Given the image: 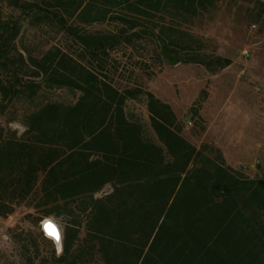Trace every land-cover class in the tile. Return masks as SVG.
<instances>
[{
  "label": "trees",
  "instance_id": "16d2710c",
  "mask_svg": "<svg viewBox=\"0 0 264 264\" xmlns=\"http://www.w3.org/2000/svg\"><path fill=\"white\" fill-rule=\"evenodd\" d=\"M224 1L254 21L264 12L263 0H0V113L19 102L24 126L0 124V216L21 210L24 221L7 228L0 264H264V174L232 176L217 145L182 134L169 103L129 75L118 82L111 45L108 72L102 56L103 43L145 28L165 62L217 72L232 60L193 29ZM5 8L55 25L62 40L38 54L19 48L20 18ZM49 216L59 252L41 229Z\"/></svg>",
  "mask_w": 264,
  "mask_h": 264
},
{
  "label": "rangeland",
  "instance_id": "374dc122",
  "mask_svg": "<svg viewBox=\"0 0 264 264\" xmlns=\"http://www.w3.org/2000/svg\"><path fill=\"white\" fill-rule=\"evenodd\" d=\"M5 10V15L13 13L20 18L21 32L17 38L19 48L24 46L32 54H38L47 46L62 40L63 34L57 32L55 25H34L30 23L26 15L20 13L18 10L8 8H5ZM220 11L224 12L225 15L219 16L217 21L210 25V20L214 19L215 15ZM215 15L212 19H208L203 25L194 27L193 30L212 38V41L215 44V52L217 54H219L218 51H222V56H227L230 59H242V61L237 60L238 64L236 68L242 70L241 73L237 75V87L254 89L257 92L258 113L264 118V61H259L260 59H264V12L258 21H254L243 15H234L230 13L227 10V1H224L220 3V7ZM229 25H232L233 28H229ZM209 29H213L212 32L228 31L224 36L225 39L223 43L220 44L216 37L208 35L207 31ZM207 43L209 49H211L210 44H212V42L208 41ZM67 44L72 45L71 42H68ZM108 45L112 46L109 48L112 57L119 61L118 72L120 74L117 78L118 82H121L122 84H127L125 78L129 75L133 82L132 84L135 82L144 86V83L148 78L147 74L154 69H160V67H162V62L164 60L157 47L156 35L151 30L136 28L103 43L101 48H105L106 54H103L102 56L105 58L104 65L107 72ZM246 46L249 47L251 53L245 58L242 55V49ZM38 92L39 94H46V96H50L53 99L66 102H73L78 96V92L73 93L66 88L42 87ZM129 103L148 119L144 103ZM3 104H6L7 108L5 113H0V124L8 125L13 129H17L18 132H21L24 126L20 121V118H17L16 114L21 111L22 105L19 102H8ZM184 134L188 135L187 133ZM193 143L197 146L201 144L194 141ZM234 153V158L241 159L242 161H228L225 158V164L236 170L230 171L232 176H240L242 174L243 177L250 179H256L263 176L264 132L262 130L255 136L252 144L241 146L236 149ZM108 189L109 185H106L97 193V195L104 191H108ZM22 215L23 211L19 210L5 217L0 216V247L8 249L12 247L7 228L17 224L23 225L24 221ZM46 218H52L60 225V222L56 218L49 216L45 217L40 222L41 229L42 222ZM46 237L55 244L57 251L59 252L62 246L58 245V242L47 234ZM49 245L50 244H48V246Z\"/></svg>",
  "mask_w": 264,
  "mask_h": 264
},
{
  "label": "crops",
  "instance_id": "0c3cea01",
  "mask_svg": "<svg viewBox=\"0 0 264 264\" xmlns=\"http://www.w3.org/2000/svg\"><path fill=\"white\" fill-rule=\"evenodd\" d=\"M223 15L224 12H218L209 24ZM212 31L209 29L207 34L223 43L228 31ZM218 53L222 55V51ZM231 60L217 72H210L198 63L169 64L164 60L144 86L171 105L182 121V134L186 138L192 142L214 143L228 161H242L234 158L235 150L252 144L258 132H264V118L258 113L257 92L237 87V75L242 71L236 68L237 60L242 59ZM202 91H205L203 97ZM189 120L192 123L187 126Z\"/></svg>",
  "mask_w": 264,
  "mask_h": 264
},
{
  "label": "water",
  "instance_id": "95a60500",
  "mask_svg": "<svg viewBox=\"0 0 264 264\" xmlns=\"http://www.w3.org/2000/svg\"><path fill=\"white\" fill-rule=\"evenodd\" d=\"M219 190L220 189H218V191ZM46 223H50L56 229V232L58 233V237H59L58 239L49 234V232L45 228ZM42 228L44 229V231H45V233L47 235H50L56 242H59V244L62 246L61 229H60L59 224L54 219H52V218H46V220L44 222H42ZM59 231H60V234H59Z\"/></svg>",
  "mask_w": 264,
  "mask_h": 264
},
{
  "label": "snow or ice",
  "instance_id": "6c2138e0",
  "mask_svg": "<svg viewBox=\"0 0 264 264\" xmlns=\"http://www.w3.org/2000/svg\"><path fill=\"white\" fill-rule=\"evenodd\" d=\"M45 228L49 232L50 235L54 236L57 239L59 238L58 233L56 232V229L50 223H46Z\"/></svg>",
  "mask_w": 264,
  "mask_h": 264
},
{
  "label": "built area",
  "instance_id": "2783aa9c",
  "mask_svg": "<svg viewBox=\"0 0 264 264\" xmlns=\"http://www.w3.org/2000/svg\"><path fill=\"white\" fill-rule=\"evenodd\" d=\"M250 53H251V50L249 49L248 46H246V47H244V48L242 49V55H243L245 58H246L247 56H249ZM191 123H192V121L189 120V121L187 122V126H189Z\"/></svg>",
  "mask_w": 264,
  "mask_h": 264
},
{
  "label": "bare ground",
  "instance_id": "6f19581e",
  "mask_svg": "<svg viewBox=\"0 0 264 264\" xmlns=\"http://www.w3.org/2000/svg\"><path fill=\"white\" fill-rule=\"evenodd\" d=\"M45 220H46V219H45ZM45 220H44V221H45ZM44 221H43V222H44ZM59 234H60V231H59ZM48 236H50V235H48ZM50 237H51V236H50ZM58 245H60L59 242H58Z\"/></svg>",
  "mask_w": 264,
  "mask_h": 264
},
{
  "label": "clouds",
  "instance_id": "9594fccd",
  "mask_svg": "<svg viewBox=\"0 0 264 264\" xmlns=\"http://www.w3.org/2000/svg\"><path fill=\"white\" fill-rule=\"evenodd\" d=\"M19 127V126H18ZM22 130H24V129H22Z\"/></svg>",
  "mask_w": 264,
  "mask_h": 264
}]
</instances>
